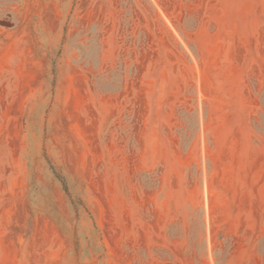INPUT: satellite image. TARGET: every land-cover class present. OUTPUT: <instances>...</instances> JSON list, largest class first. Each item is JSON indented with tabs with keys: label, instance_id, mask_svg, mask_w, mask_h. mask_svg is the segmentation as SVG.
<instances>
[{
	"label": "rangeland",
	"instance_id": "1",
	"mask_svg": "<svg viewBox=\"0 0 264 264\" xmlns=\"http://www.w3.org/2000/svg\"><path fill=\"white\" fill-rule=\"evenodd\" d=\"M0 29L20 264H264V0H0Z\"/></svg>",
	"mask_w": 264,
	"mask_h": 264
},
{
	"label": "crops",
	"instance_id": "2",
	"mask_svg": "<svg viewBox=\"0 0 264 264\" xmlns=\"http://www.w3.org/2000/svg\"><path fill=\"white\" fill-rule=\"evenodd\" d=\"M3 30L0 29V81L3 79V74L5 71L4 67V56L5 49L3 46ZM18 38H14L12 35V41ZM18 47V46H17ZM8 62H11V66L13 67L14 63L18 67L19 65V48H16L15 52L7 51ZM6 244V245H5ZM7 248V250H5ZM0 264H20V256H19V244L17 242L12 241H1L0 240Z\"/></svg>",
	"mask_w": 264,
	"mask_h": 264
}]
</instances>
